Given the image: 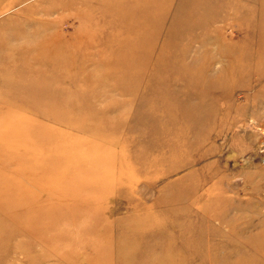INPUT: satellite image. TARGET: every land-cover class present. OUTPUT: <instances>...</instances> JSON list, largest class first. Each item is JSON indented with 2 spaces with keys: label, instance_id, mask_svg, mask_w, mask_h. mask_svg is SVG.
I'll return each mask as SVG.
<instances>
[{
  "label": "rangeland",
  "instance_id": "rangeland-1",
  "mask_svg": "<svg viewBox=\"0 0 264 264\" xmlns=\"http://www.w3.org/2000/svg\"><path fill=\"white\" fill-rule=\"evenodd\" d=\"M0 70V264H264V0H0Z\"/></svg>",
  "mask_w": 264,
  "mask_h": 264
},
{
  "label": "bare ground",
  "instance_id": "bare-ground-1",
  "mask_svg": "<svg viewBox=\"0 0 264 264\" xmlns=\"http://www.w3.org/2000/svg\"><path fill=\"white\" fill-rule=\"evenodd\" d=\"M8 79H9V76L7 74V70H0V86H9V82L10 81ZM6 106L7 105H2L1 108H6ZM4 112H5V114H3V115L1 114L0 115L1 120H4L5 118L8 117L7 115H9V112L8 111H4ZM0 122H3V121H0ZM58 147L61 148L60 145H58ZM5 149H6L5 147L4 148L3 147H0V155L5 153V151H6ZM90 166L91 165H89V167ZM66 167H67V170H69L68 169L69 166L67 165ZM105 167H108V166L95 165V166L91 167L90 169H92V168L93 169H96V168L97 169H100V168H105ZM105 233L106 232H104V237L106 236ZM111 237H112V234H111V236L110 235L109 236L107 235L106 236V239H109V242L107 240L108 243H110V244L113 243V245L115 244V249L113 248L114 250H112V248L110 247L111 248L110 250H111L112 253L109 252V253H107V255H103L102 258L104 259V256H105V258L108 256L111 260L113 259L112 263L111 262H108V264H120V262L122 263V260L121 259L124 258V256L125 257L130 256V258H131V255L127 251H125L124 248H126L127 246L129 247V245L132 244V241L133 240H131V239H125L124 237H121L120 239L119 238L118 239L117 238L116 239H112ZM116 251H118V253H119L118 256H117V258H116V255H115ZM219 251L220 250L215 249L214 247H213V249L208 248V250H207L208 254H209V252L211 254H213L212 260L214 262H219L220 260H221L222 263H223V261L226 262L227 261V256H226V258L225 257H221L218 254Z\"/></svg>",
  "mask_w": 264,
  "mask_h": 264
}]
</instances>
